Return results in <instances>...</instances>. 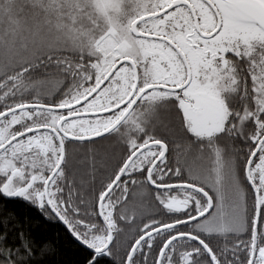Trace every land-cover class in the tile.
<instances>
[{"label": "snow or ice", "instance_id": "obj_1", "mask_svg": "<svg viewBox=\"0 0 264 264\" xmlns=\"http://www.w3.org/2000/svg\"><path fill=\"white\" fill-rule=\"evenodd\" d=\"M0 264H264V0H0Z\"/></svg>", "mask_w": 264, "mask_h": 264}]
</instances>
